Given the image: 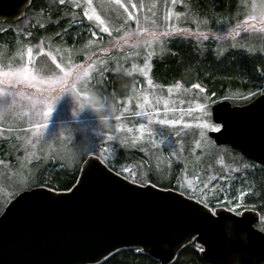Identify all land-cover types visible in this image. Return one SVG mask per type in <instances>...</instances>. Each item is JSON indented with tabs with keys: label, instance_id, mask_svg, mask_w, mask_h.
I'll use <instances>...</instances> for the list:
<instances>
[{
	"label": "rangeland",
	"instance_id": "1",
	"mask_svg": "<svg viewBox=\"0 0 264 264\" xmlns=\"http://www.w3.org/2000/svg\"><path fill=\"white\" fill-rule=\"evenodd\" d=\"M51 1L68 9L69 25L76 29L73 33L80 31L85 42L79 45L72 38L73 42L65 47L63 41L67 36L62 33L56 42L44 40L45 43L30 44V36L21 34V25L0 27L1 33L11 31L15 36L12 47L0 46V105H9L0 115V213L18 193L37 186L38 163L74 168L92 156L107 165L115 151L122 160L115 166L116 170L134 184L166 189L169 180L166 169L169 171L176 165L179 168L171 184L175 191L207 204L211 210L228 211L238 205L232 213L244 211L241 198L248 188L246 178L239 177L233 187L226 181L225 175L229 177L240 169L225 170V147L214 146L207 137V132L213 130L200 127L213 124L210 107L217 101L199 94L198 88L195 91L180 84L179 88L177 84L166 87L148 84L151 61L162 52L163 42L173 34L181 35L183 29L179 28L186 17L177 7L180 5L182 9L183 3L179 0ZM260 4L264 0H240L235 10L227 11V25L222 34L236 32L237 35L218 40L225 50L242 49L264 55V15L255 10ZM39 14L34 16V24L43 29L48 21ZM105 27L108 31L101 30ZM199 27L200 23L194 26ZM220 52L224 53L223 48ZM117 75L132 78V88L124 98L112 102L101 99L108 114L102 126L97 115L80 104L92 99L93 94L97 97V86ZM140 104L144 107H138ZM200 104L205 107L199 108ZM49 107L51 112L45 117L43 112ZM137 113H150L151 122L148 116ZM161 120L178 123L162 124ZM141 123L145 125L143 133L139 131ZM85 143L95 151L70 162L66 151ZM234 164L240 162L235 160ZM260 221L256 228L264 234V213Z\"/></svg>",
	"mask_w": 264,
	"mask_h": 264
},
{
	"label": "water",
	"instance_id": "2",
	"mask_svg": "<svg viewBox=\"0 0 264 264\" xmlns=\"http://www.w3.org/2000/svg\"><path fill=\"white\" fill-rule=\"evenodd\" d=\"M31 2L0 0V23L21 21ZM210 118L221 125L220 131L207 132L214 146L264 169V95L244 105L217 102ZM215 210L233 220L214 223V212L199 202L173 190L134 184L98 158L87 157L68 191L35 187L4 207L0 264H101L131 249L157 264H172L191 243L206 264H263L259 214Z\"/></svg>",
	"mask_w": 264,
	"mask_h": 264
},
{
	"label": "trees",
	"instance_id": "3",
	"mask_svg": "<svg viewBox=\"0 0 264 264\" xmlns=\"http://www.w3.org/2000/svg\"><path fill=\"white\" fill-rule=\"evenodd\" d=\"M179 1L183 3L184 7L181 9L179 5L177 11H180L179 13L183 11L186 17L185 22L181 23L182 27L179 29L184 31L181 30L179 36L173 34L172 38L165 40L163 46L161 45L162 48L164 47L162 52L159 55L155 54L156 57L154 56L152 59L150 77L153 84L159 87L180 84L185 89L195 91L197 89L193 88L192 85L200 84L204 88V92L198 90L199 94L210 96L217 102L227 101L232 105L247 104L257 97L261 91H264V55L258 52L255 54L247 53L242 49L225 50V47L218 41L222 38L225 41L230 35L231 38L237 35L236 32L222 33L225 32L223 30L224 25H227V11L230 9L235 10L240 0ZM69 13L67 8L58 5L56 1L32 0L21 21L13 24L0 23V27L21 25V34L30 36V44H39L44 40L45 42H56L60 35L64 33L67 36L65 42L63 41V44H66L65 47H69L67 45L73 42L72 38L80 45L85 42V37L78 30L75 32L77 35L73 33L76 29L69 25L70 19L67 17ZM38 14L48 21L43 29H40L37 23L34 24V16ZM197 23H200L201 27L194 28ZM195 30H198L197 34L193 33ZM185 31H189V34ZM199 32L207 35L208 39L205 40L199 35ZM205 32L218 33L222 36L214 37ZM14 38L13 32L1 33L0 31V46L5 44L12 47ZM222 48L224 53L220 52ZM132 82L133 79L127 75L110 77L97 86V97L99 99L108 98L111 102L121 97L124 98L130 93ZM250 93H257V95L253 96ZM223 149L227 151L223 153L225 170L232 171L234 167L240 169V172L229 175V177L225 175L226 181L233 187L239 177L246 178L248 188L242 193L241 198L242 204L245 206L244 211H255L261 219V215L264 213V169L244 161L228 148ZM235 160H238L240 164L235 165ZM121 162V158L117 156L115 151L113 159L107 164V167L120 175L115 166L121 164ZM80 166L68 168L64 164L51 166L50 163H38L35 166L36 187H44L55 192H66L75 184ZM178 168L173 165L169 171L166 169L169 177L168 188L166 189L175 191L171 184L174 182ZM162 169L164 170L163 173H166L165 168ZM195 169L202 170L204 168L195 167ZM149 178L153 179L151 173H149ZM260 222L258 224H261ZM101 264H157V262L140 250L131 249L117 252ZM172 264L206 263L199 258V248L195 243H191L179 252Z\"/></svg>",
	"mask_w": 264,
	"mask_h": 264
},
{
	"label": "snow or ice",
	"instance_id": "4",
	"mask_svg": "<svg viewBox=\"0 0 264 264\" xmlns=\"http://www.w3.org/2000/svg\"><path fill=\"white\" fill-rule=\"evenodd\" d=\"M116 2L119 3L120 0H116ZM61 3H63V0H61ZM89 3H90V0H89ZM121 6L123 7V5H121ZM133 7H136V5H133ZM125 11H127V9H125ZM85 15H88V13L85 12ZM88 19H92V17H91V16H88ZM96 19L99 20L100 17L97 16ZM101 23L103 24V21H101ZM101 30H102V31H108V29H107L106 27H105V28H102ZM199 35L202 36L205 40L208 39V36L205 35L203 32L199 33ZM221 38H222V37H221ZM162 50H163V48H161V51H162ZM28 51L31 52V49H29ZM150 55H151V53H149V56H150ZM218 55H219V53H218ZM147 66H148V65H147V62H146V63H145V68H147ZM18 71H23V69H20V70H18ZM141 71H144V70L141 69ZM86 74H87V73H85V75H86ZM144 74L147 75V72H144ZM77 78L79 79V77H77ZM148 84H149L150 86L152 85V81H151L150 79L148 80ZM179 87H180V85L177 84V85H176V88H179ZM192 87H193V88H198V89L200 90V92H204V88L201 87L200 84H193ZM171 91H172V89H169V92H171ZM250 95H253V96H254V95H257V93H250ZM259 95H264V91H261V92L259 93ZM205 101L208 102V97H205ZM147 102H148V101H147V97H145V103H147ZM8 107H9V105H8L7 103H5V104H3V105H0V115H2L3 112L7 111ZM138 107L143 108L144 105H143V104H140V105H138ZM198 107L201 108V109H203V108L205 107V105H204V104H200V105H198ZM50 112H51V108L49 107V108L47 109V111H44V112H43V115H44L45 117H47V116L49 115ZM36 114L39 115L40 113H39V112H36ZM75 114H76V113H74V115H75ZM137 115H146V116L149 117V122H151V114H150V113H137ZM116 118L119 119V117H116ZM160 123H162V124H164V123L175 124V123H178V121L161 120ZM40 126H41V125L37 122V124H36V128H39ZM200 127H201V128H209V129H211V130H213V131H220V129H221V125H220V124H208V123H205V124L200 125ZM128 131L131 132L132 129L129 128ZM139 131H140L141 133H143V132L145 131V125H144L143 123H141V124L139 125ZM34 134H36V133H34ZM101 134H102V133H100L99 135H101ZM99 135H98V136H99ZM201 135H203L202 132H201ZM109 139H111V137H109ZM94 151H95L94 147H91V148H89V149L87 150L86 155L92 154ZM124 171H128V170H127V169H124ZM212 179H215V177H212ZM189 186H191V182H189ZM237 206H238V205H234L233 207H230V208L228 209V211H229V212H233V211H235V208H236ZM205 207H207V204L205 205ZM212 211H213L214 214L216 215V220L214 221V223H220L221 221H223V220H225V219H231V220H233L230 216H229V217H225L222 213L217 212L215 209H213ZM236 214H237V215H240V213H238V212H237ZM205 215H207V213H205ZM234 221H235V220H234ZM202 250H203V248H202Z\"/></svg>",
	"mask_w": 264,
	"mask_h": 264
},
{
	"label": "clouds",
	"instance_id": "5",
	"mask_svg": "<svg viewBox=\"0 0 264 264\" xmlns=\"http://www.w3.org/2000/svg\"><path fill=\"white\" fill-rule=\"evenodd\" d=\"M255 10L257 14L264 15V4L255 6ZM80 107L81 108L87 107L91 109L97 115L101 125L102 126L105 125L108 119V114L106 111V105L101 99H99L94 95L92 99L85 102H81ZM88 149L89 147L87 146L86 143L82 146L81 145L72 146L66 151V158L70 162L74 163L75 161L86 155Z\"/></svg>",
	"mask_w": 264,
	"mask_h": 264
}]
</instances>
